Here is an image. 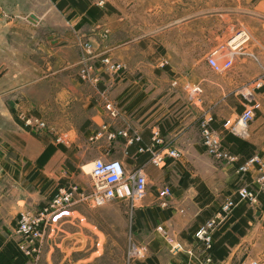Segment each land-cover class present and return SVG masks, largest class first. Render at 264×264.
Listing matches in <instances>:
<instances>
[{
    "label": "crops",
    "instance_id": "obj_1",
    "mask_svg": "<svg viewBox=\"0 0 264 264\" xmlns=\"http://www.w3.org/2000/svg\"><path fill=\"white\" fill-rule=\"evenodd\" d=\"M209 4L210 0H105L100 7L96 0H40L21 9L16 0H0V253L6 247L19 250L21 239H8L6 229L19 213L39 211L66 184L84 190L86 183L77 169L92 161L83 159L116 158L126 170L143 168L146 176V194L134 221L144 226L154 259L137 264H239L244 259L264 264V191L256 207L237 203L235 209L245 207L252 217L240 215L247 219V228L243 235L233 233L235 244H223L227 254L221 260L212 261L191 237L195 227L233 196L241 165L258 158L252 173L243 177L248 183L264 167V85L254 92V117L242 136L229 132L243 111L237 88L256 76L238 65L227 77L209 80V27L206 19H198L210 12ZM220 7L224 13V5ZM212 8L218 11L219 5ZM85 40L92 44L89 62L99 57L117 61L125 69L121 78L104 75L97 83L78 79ZM190 85L200 87L191 98L184 88ZM105 104L115 108L116 117H109ZM208 110L212 128L229 133L223 147L236 157L233 164L215 163L201 146L199 119ZM21 115L44 120L61 141L52 134L27 131ZM110 130H123L127 138L108 140ZM155 131L166 146L179 151L178 161L162 168L148 164L144 150ZM199 184L210 196L208 202H196ZM163 186L171 189V210L156 207L157 191ZM81 205L75 203L53 220L50 230L62 234L57 248L71 249L70 240L80 234L69 226L81 223ZM152 221L169 234L171 243L162 235L156 238ZM230 227L218 231L214 242ZM49 239L46 244L52 246ZM169 246L180 253L159 256L162 248L171 252Z\"/></svg>",
    "mask_w": 264,
    "mask_h": 264
},
{
    "label": "built area",
    "instance_id": "obj_2",
    "mask_svg": "<svg viewBox=\"0 0 264 264\" xmlns=\"http://www.w3.org/2000/svg\"><path fill=\"white\" fill-rule=\"evenodd\" d=\"M105 0H96V5L102 7ZM250 41L249 35L245 31H238L226 43L229 53L223 55V51L218 48L206 57L208 67L216 74L224 73L230 70L233 60L236 56H242L243 45ZM82 48L84 54H88L89 45L84 43ZM223 49V48H222ZM218 53V54H217ZM251 56V55H250ZM219 59V61H218ZM110 73L122 71V66L113 64L109 59L101 61ZM80 78L86 80L88 73L86 70L80 71ZM264 78V72L263 77ZM264 85V81L258 79V82L249 87V89H241L240 97L243 103V111L237 117L231 126V132L237 133L240 127L245 131L248 123L254 117V103L256 90ZM190 94H197L200 88L191 86L188 88ZM187 89V90H188ZM105 110L109 116L116 117L117 111L111 104L105 105ZM22 126L29 132L34 134L48 133L53 135V129L42 119L30 116L19 117ZM213 118L208 113H203L199 120L200 143L205 153L218 162L233 164L236 157L229 153L222 146L223 133L212 128ZM117 137L127 138V133L123 130H110L106 133L108 140H114ZM59 141V139H58ZM132 142V139L129 140ZM149 154L148 163L154 168H162L168 161H178L180 153L177 149L164 146V143L158 133H152L151 143L144 150ZM258 163V158L252 157L245 164L241 165L237 172L241 175L240 180L233 189V196L227 198L219 209L204 223L193 229L192 239L199 244L205 252H208L214 243V234L220 231L228 221L232 210L237 206L238 202L244 203L246 206L256 207L259 202V196L264 191V167L254 174L251 181L245 182L244 175L252 173V167ZM89 178L91 188L89 192L81 191L77 186H68L59 188L48 201V204L36 213L22 212L18 215L14 233L20 237L21 241L18 245L19 250L26 257L23 264H37L40 256L42 242L45 239L46 228L49 226L50 217L65 212L75 203L85 202L92 207H101L108 202L120 201L130 205L131 213L135 211L142 203L146 194V176L143 168L138 167L132 170H126L122 163L117 159L97 158L90 164ZM172 197L169 186H163L157 191L156 206L160 210L170 209V200ZM237 199V201H236ZM156 231L163 238L171 243V239L167 237L166 231L161 226ZM146 248L131 243L126 252V260L133 261L145 258ZM241 264H260L256 260H247Z\"/></svg>",
    "mask_w": 264,
    "mask_h": 264
},
{
    "label": "rangeland",
    "instance_id": "obj_3",
    "mask_svg": "<svg viewBox=\"0 0 264 264\" xmlns=\"http://www.w3.org/2000/svg\"><path fill=\"white\" fill-rule=\"evenodd\" d=\"M37 1L40 0H16V2H18V6L21 9L28 8L30 3H32L34 7ZM209 5H210V12L208 14H203V15L199 14L198 16V19L201 18H203V20L206 19V22L209 27V36H210L209 54L220 48V50L223 51V55L227 56L229 53V49L227 48L226 43L229 41V39L235 36L236 33H238V31H245L249 35L250 41L245 45H243L242 52H244L245 54L242 56H236V58L233 60L230 70L233 71L236 66L242 65L245 66L247 70L253 71V74L255 73L256 77L254 76L255 77L254 80L250 78L242 82L237 88L239 89L238 93H240L241 89H249V87L252 88L253 85L258 82V79L264 81V78L261 79V77H263V72H264V0H218V1L210 0ZM217 5H219L218 11L212 8V7L216 8ZM221 5H224V9H225L224 13H222V8L220 7ZM84 43L89 45L88 54H84L85 50L82 48V45ZM91 55H92V44L88 40L82 41L81 54L79 55L80 67L77 73V77L81 82L97 83L98 80L104 75H113V77L121 78L122 75L124 74L125 69L121 63L117 61H113L108 57H99L94 62H89V57ZM106 58L109 59V61L113 64L121 65L122 71H119L117 73H110L107 70L106 66L101 62L103 59ZM164 65L165 64L162 63V67ZM82 70H86L88 73V78L86 80H82L80 78V71ZM230 70L221 74H216L210 68H208L207 69L208 78L211 81H217L221 79L223 75L224 77H227L228 75L225 74H227V72H229ZM174 84L175 82H173V85ZM190 86L184 88L188 89ZM193 86L199 87L198 85H193ZM186 91L189 98L195 95V94L193 95L190 94L189 89ZM105 105H104V109H105ZM205 113H208L213 118V114L210 110L205 111ZM231 126L228 128L229 132H231L230 131ZM231 133H234L235 135L238 136H242L241 133L240 134L236 132H231ZM53 135L57 136L56 137L57 142L61 141V138L56 134V131L54 129H53ZM199 135H200V131H199ZM164 146H166L165 143ZM111 159H116V158H111ZM71 160L77 161L75 158L74 159L72 158ZM83 160H88V163H90L91 161L94 160V158L83 159ZM210 160L214 161L215 163H219L218 161H215L212 158H210ZM82 166H80V169H77V171L80 173V177L84 179L86 183V187L84 188L83 191L89 192L91 188V182L88 174L89 172L84 173L82 171ZM73 185L74 184H70V185L66 184L65 187L73 186ZM75 186L77 185L75 184ZM47 204L48 202L44 205V207ZM81 204L82 207L79 206L78 208L79 213L83 215V218H81L82 219L81 223H74L75 225L73 224L72 226H69L70 231H74V232H76L77 230L80 231V234L76 238L70 240L71 249L57 248L55 246L56 244L55 242L61 240L62 234L60 232L55 234L53 233L54 228L52 229V231L50 229L53 220L57 216L65 212H68L73 205L69 207L65 212L55 216L54 218L50 217V223L49 226L46 228L45 239L42 242L40 256L37 264H137L140 261H145L147 257L154 259V253L151 250H149V248L147 247L148 236L146 230L144 229V226L140 224L137 225L136 222L134 221L135 211L133 210V212L131 213L132 210L129 204L120 201L108 202L101 207H92L85 202H82ZM171 209H172V205L170 204V210ZM23 212H29V211H23ZM14 224L16 226V222L15 223L11 222L6 225V229L8 230L7 233H9L7 238L10 240L12 238L15 239L19 237L15 233L11 232V228L15 229ZM149 225L151 230L154 229L156 230V228L159 226L158 225L156 227V224L153 221ZM150 235L153 237L152 232ZM154 235L156 236V238L158 239L160 238L159 232L155 231ZM166 235L168 238H170L167 232ZM49 237L53 242L52 246L46 244V241H48ZM131 243L141 245L146 248L147 254L145 255V258L139 260H133V261L126 260V252L128 247L131 245ZM168 248L171 250V252L166 251L164 248H162V251L159 253V256H161L162 258L164 256L166 257L165 252L172 256L178 255L180 253V251L177 252V250H175L172 246H169ZM182 253L183 252H181V254ZM247 260H254V259H244L239 264Z\"/></svg>",
    "mask_w": 264,
    "mask_h": 264
},
{
    "label": "trees",
    "instance_id": "obj_4",
    "mask_svg": "<svg viewBox=\"0 0 264 264\" xmlns=\"http://www.w3.org/2000/svg\"><path fill=\"white\" fill-rule=\"evenodd\" d=\"M223 135H224V137L222 140V146H223V141H225V140L229 141V137H228L229 133L224 132ZM239 143L241 144V142H239ZM244 145H246V144L244 143ZM183 186L185 187L186 185H183ZM196 190H197V196H196L195 200H196V202H198V204L200 203V200H202L204 203L208 202L210 200V196L208 195V193H207V191L203 185L199 184L196 187ZM235 208L232 210L231 215L225 224V226L230 224L231 225L230 229L228 231H226L219 239H217L216 242H214L211 245V248L208 251L209 258L212 261L221 260L222 258H224L226 256L227 249L223 246V244L226 243L228 246H232L233 244H235L236 239L233 237V233L236 232L238 235H243L245 229L247 228V219L246 218L252 217V211L251 210H248L245 207H242L238 210ZM204 214H205V212L202 213V215H204ZM241 214H244L245 215L244 217H246V218H244V219L240 218ZM236 218H240V220H238L235 223ZM217 234H218L217 232L214 234V238L217 236ZM13 256H16V259L13 262V264H22L26 260L25 256L23 255V253L20 250H18V248H15V250H14V249H11L10 247H6V248H4V252L0 253V264H6L7 262H9V260ZM147 264H153V263L148 260Z\"/></svg>",
    "mask_w": 264,
    "mask_h": 264
},
{
    "label": "bare ground",
    "instance_id": "obj_5",
    "mask_svg": "<svg viewBox=\"0 0 264 264\" xmlns=\"http://www.w3.org/2000/svg\"><path fill=\"white\" fill-rule=\"evenodd\" d=\"M237 133H239V134H240V133L243 134L244 131H242L241 128L238 127V128H237ZM89 170H90V164L84 165V166L82 167V171H83L84 173H88Z\"/></svg>",
    "mask_w": 264,
    "mask_h": 264
}]
</instances>
